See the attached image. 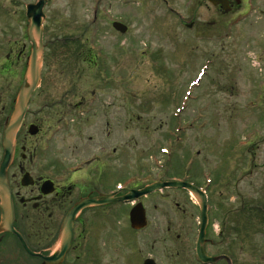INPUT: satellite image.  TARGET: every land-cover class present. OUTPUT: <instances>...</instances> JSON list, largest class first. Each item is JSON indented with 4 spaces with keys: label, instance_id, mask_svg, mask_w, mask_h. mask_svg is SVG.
I'll use <instances>...</instances> for the list:
<instances>
[{
    "label": "flooded vegetation",
    "instance_id": "flooded-vegetation-1",
    "mask_svg": "<svg viewBox=\"0 0 264 264\" xmlns=\"http://www.w3.org/2000/svg\"><path fill=\"white\" fill-rule=\"evenodd\" d=\"M228 1V14L245 12L246 0ZM46 21L38 86L16 131L4 193L0 191V204L4 194L11 212L0 228V264H237L234 232L230 240L221 238L219 226L213 229L210 209L204 252L227 256L228 261L199 260L195 242L200 215L187 191L180 192L185 199L173 203L168 193L161 195L167 202L155 198L157 192L119 200L130 189L172 176L165 169L157 178L150 165L122 174L129 153L126 128L139 127V120L125 121L124 70L119 63L124 33L113 29L120 39L116 56L106 52L98 56L89 47L93 39L86 36L89 25H78L79 34L63 33L66 24ZM28 52L24 31L23 39L10 42L4 54V71L12 69L14 77L7 82L8 101L0 106V162L2 127L11 114ZM139 153L132 151L133 156ZM148 156L147 161L150 152ZM105 196L111 200H103ZM85 199L91 202L70 217L72 208ZM137 202L144 208V227L130 222L129 210ZM158 209L165 223L159 247ZM2 218L0 205V224ZM222 244L227 249H221Z\"/></svg>",
    "mask_w": 264,
    "mask_h": 264
},
{
    "label": "rangeland",
    "instance_id": "rangeland-1",
    "mask_svg": "<svg viewBox=\"0 0 264 264\" xmlns=\"http://www.w3.org/2000/svg\"><path fill=\"white\" fill-rule=\"evenodd\" d=\"M34 1L0 0V106L8 101L7 82L14 77L12 69L2 70L6 65L3 55L9 41L23 39L24 5ZM44 12L47 24H66L63 33L79 34L78 25H89L86 36L93 38L94 51L101 55L116 56L120 39L110 27L111 21L128 27L119 58L124 70L125 121L139 120V127L137 131L133 126L126 128L125 151L129 153L122 174L150 165L160 178L165 169L155 168L147 157L154 152L158 159L165 158L157 149L167 143L163 136L171 127L174 135L168 152L174 172L179 166L193 172L198 183L209 184L210 199L222 192L235 201V207L244 198L247 207L243 213L257 210L250 205L264 200V0H252L246 14L238 17L220 14L204 0H50ZM206 61L210 62L200 85L190 88L185 107L176 111L188 81ZM177 125H183V130L176 131ZM247 139L253 140V169L249 152L239 146ZM132 151L140 153L133 156ZM190 158L191 165L185 167ZM167 193L171 203L185 199L178 190H162L153 196L167 202L161 196ZM222 194L220 199H224ZM222 213H215L213 229L220 224ZM156 215L159 247L164 243L165 223L159 218L160 209ZM253 218H237L233 223L238 229L233 236L237 264H264V226L258 229V219ZM242 222L247 229L240 232ZM230 237L226 235L225 240ZM224 248L227 246L222 244Z\"/></svg>",
    "mask_w": 264,
    "mask_h": 264
},
{
    "label": "water",
    "instance_id": "water-1",
    "mask_svg": "<svg viewBox=\"0 0 264 264\" xmlns=\"http://www.w3.org/2000/svg\"><path fill=\"white\" fill-rule=\"evenodd\" d=\"M212 3L220 2L223 6H226V0H210ZM45 3V0H38L34 4H28L26 8V15L28 18V28L27 35L31 42L30 54L28 57V63L25 70L24 78L21 83V86L17 92L14 109L10 119L7 121L2 137V144L4 146V156L2 163L0 165V184L3 182V169L4 163L6 160H9L12 151V143L15 131L20 123L22 115L26 109V103L28 101V97L31 91L37 84L38 76H39V64L41 58L42 51V43H41V22L43 18L42 7ZM164 185L171 186H184L189 189L193 194L196 195L197 200L200 204L201 208V225L198 235L197 241V253L199 257L207 261L208 259L215 260V258H208L203 252V235H204V226L206 224V212H205V196L202 192L198 191L195 187L190 184H185L182 182H167V183H156L151 186H148L140 191L133 192L132 194L126 195L125 198H131L133 196L137 197L140 194L146 193L152 189L158 188ZM79 207L76 208V210ZM4 218L6 219L8 216V211L6 204L3 205ZM133 215V214H132ZM5 221V220H4ZM132 222H136L132 217ZM141 224V223H140Z\"/></svg>",
    "mask_w": 264,
    "mask_h": 264
}]
</instances>
